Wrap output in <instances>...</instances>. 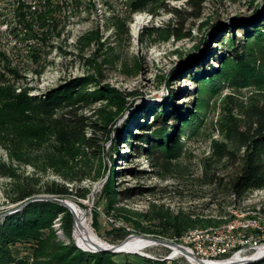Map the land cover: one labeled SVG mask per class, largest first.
Segmentation results:
<instances>
[{
	"label": "rangeland",
	"instance_id": "1",
	"mask_svg": "<svg viewBox=\"0 0 264 264\" xmlns=\"http://www.w3.org/2000/svg\"><path fill=\"white\" fill-rule=\"evenodd\" d=\"M129 1L0 0V85L7 80L15 85L17 92L24 85L33 88L31 95H42L90 76L95 81L89 91H94L96 84L110 85L129 101L115 127L98 135L100 151H96V158L90 152L89 165L86 160L81 162V172L90 177L80 183L67 182L73 189L71 195L57 196L42 191L34 196L66 198L80 206L92 228L109 245L119 244L131 235L187 245L186 234L191 230L217 232L218 228L232 224L238 228L231 237L249 236L262 242L264 189L239 197L218 186L222 176L228 178L235 172L238 164L234 163L235 158L244 150L232 158L219 160L213 156L212 146L216 141L235 148L236 144L226 136L227 128L231 125L244 131L249 114L264 110V84L242 86L226 82L218 91L203 96L201 121L193 135L182 137L183 147L177 158L152 155L147 149L152 145L154 131L162 126L152 125L153 109L165 108L169 112L190 107L193 110L191 105L198 98L195 77L201 75L196 70L202 64L208 71L219 66V56L228 55L220 38L231 34L235 40L242 41L243 27L264 13V0H195L200 3L197 8L190 5L192 0H155L148 3L149 9L141 12H132ZM172 8L182 13L175 15ZM213 14L211 26L199 30ZM137 15H143L146 24L135 35L132 24ZM209 28L212 32L207 34ZM190 32L191 36H187ZM102 109L114 112L115 106L108 107L105 100H98L86 112L100 114ZM166 118L168 126L177 125L173 115ZM139 123L140 127H135ZM145 123L151 125L149 129ZM31 126L32 123H27L20 129ZM127 128L137 136L150 135V139L125 138L122 131ZM168 133L175 131L168 127ZM44 139L28 137L35 145H20L18 131L0 128V163L7 164L22 178L39 179V185L64 183L49 165L46 154L50 148ZM15 148L20 150L22 159L14 155ZM213 175L216 183L212 181ZM11 182L0 173V213L23 202L11 201L14 195ZM228 182L229 179L224 181ZM108 189L110 196L106 193ZM85 190L88 191L85 198L76 195ZM167 209L175 214L180 211L194 214V218L200 217L211 224L190 228L180 240L172 239L158 233L161 228L158 214ZM251 223L256 225L243 226ZM63 225V215H59L51 231L47 229L44 233L52 232L66 244L77 245L73 232L71 240ZM16 248L20 256L30 252L25 244H17ZM253 252L247 250L249 255ZM141 253L164 259L173 251L165 245L152 244ZM127 255L131 258L135 253H119L116 259L122 261ZM174 259L191 264L182 255Z\"/></svg>",
	"mask_w": 264,
	"mask_h": 264
},
{
	"label": "trees",
	"instance_id": "2",
	"mask_svg": "<svg viewBox=\"0 0 264 264\" xmlns=\"http://www.w3.org/2000/svg\"><path fill=\"white\" fill-rule=\"evenodd\" d=\"M152 1L155 0H130L128 6L132 12H141L149 9L147 5ZM190 5L197 8L200 3L192 0ZM170 10L175 15L182 13L176 8ZM213 16L214 14L208 17L198 27L199 30L210 27ZM243 31L242 41L235 40L231 34L220 38L227 48L228 55L219 56L217 68L208 71L202 64L196 70V73L200 72L201 75L195 77L198 98L197 103L191 105L193 110L190 107L175 108L169 112L165 108L153 109L155 122L152 125L162 126L154 131L152 138L150 139V135H134L130 128L122 131L126 134L125 138L134 136L138 141L150 139L152 145L147 149L149 153L160 154L168 159L177 158L183 147L182 137L193 135L201 121L199 111L203 96L214 90L218 91L226 82L242 86L263 85L264 13L243 27ZM210 32L212 30L209 28L207 34ZM58 34L60 35V32ZM173 34L177 38L180 37L175 31ZM187 36H191V32ZM207 38L205 34L204 44ZM5 81L4 85H0V128L18 131L20 145L23 143L35 145L34 140H27L28 137L32 139L45 137L44 140L50 148L46 154L49 165L65 181L39 185V179L22 178L7 164L0 163V173L12 181L11 189L14 195L11 196V201L13 203L25 201L42 191L57 196L71 195L73 189L71 190L66 183H80L90 177V174L81 172V162L83 160H86L87 164L90 162V152L96 158V151H100L98 135L108 133L115 127L117 118L128 106L127 97L110 85L96 84L95 90L89 91L90 85L95 81V78L90 76L52 88L42 95H31L30 90L33 88L24 85L17 92L14 84ZM98 100H105L108 107L115 106V111L106 112L102 109L100 114L93 112L88 115L86 108ZM168 115H173L177 121L175 127L168 126L166 118ZM247 118V128L244 131L231 125L227 128L226 136L230 142L236 144L234 149L226 142L215 141L212 146L213 156L219 160L232 158L233 155H238L236 152L244 150L235 158L234 163H238L235 172L228 178L222 176L218 180V186H224L239 197L264 189V110H255ZM27 123H32L33 126L20 129L21 125ZM139 125L141 124L135 127L138 128ZM145 126L149 129L151 125L145 123ZM168 127L173 128L175 133L169 134ZM14 155H19L18 157L22 159L20 150L16 148ZM167 164L168 162L165 165ZM216 179L213 175V183H216ZM226 179H229L228 183H224ZM106 193L107 196L111 195L109 189ZM87 194L88 191L85 190L77 192L76 195L85 198ZM59 215H63L64 232L72 240L73 215L70 210L54 201H35L22 210L0 219V264H187L179 259H154L139 254L131 255V258L127 255L124 260L119 261L116 259L119 253L84 251L74 242L66 244L52 232L44 233L47 229L51 231L53 221ZM158 215L161 226L158 233L176 240H180L184 232L190 228L211 224V221H203L200 217L194 218V214L184 211L175 214L167 209L161 210ZM20 243L29 248V254L19 255L16 245ZM249 264H264V260Z\"/></svg>",
	"mask_w": 264,
	"mask_h": 264
},
{
	"label": "bare ground",
	"instance_id": "3",
	"mask_svg": "<svg viewBox=\"0 0 264 264\" xmlns=\"http://www.w3.org/2000/svg\"><path fill=\"white\" fill-rule=\"evenodd\" d=\"M146 24V19L143 15H137L134 19L133 22V33L136 35L138 34L139 30ZM135 37V36H134ZM136 38V37H135ZM70 206L72 207V209L75 212L76 215V221H75V227L73 230V236L75 239V241L84 249L87 250H92L98 246H108L109 244L107 242H105L103 239H101L98 234L96 233V231L92 228L91 224L88 222L87 219V213L83 210V208H81L80 206H77L75 203L69 201ZM256 225V223H251L248 225H243L244 227H250L251 225ZM235 227V231L237 230L238 226L236 224H232V225H227L225 226L223 229L218 228V231H215V234H223L228 232V230L231 227ZM199 232H214V230L212 229H205V230H191L189 231L186 235L187 237L190 235H194L197 234ZM185 237V236H184ZM157 245L158 243L150 240V239H146V238H142V237H137V236H133L130 239H128L124 245V249L127 252H142L147 246L149 245ZM172 249V248H171ZM175 254H182L181 251H179L178 249L174 248L173 249ZM191 250V249H190ZM264 248H261L258 253L255 256H251V257H247V258H243L241 255L236 254L235 256H233L232 258L229 259H225V260H207V264H234V262H239L242 260H253L251 263L253 262H257V261H262L264 260ZM184 257H186V259L191 262L192 264H201L200 262H198V260H195L191 257H188L185 254H182Z\"/></svg>",
	"mask_w": 264,
	"mask_h": 264
},
{
	"label": "built area",
	"instance_id": "4",
	"mask_svg": "<svg viewBox=\"0 0 264 264\" xmlns=\"http://www.w3.org/2000/svg\"><path fill=\"white\" fill-rule=\"evenodd\" d=\"M251 226L254 225L252 224ZM235 233L237 232L235 231L234 226L231 227L228 232L223 234H215V232H199L186 237L185 243L187 245L185 246L205 260H225L232 258L236 254L241 255L245 259L247 257L255 256L261 248H264V238L263 241L260 242V240H254L253 237L249 236L246 239L231 237L233 235L235 236ZM236 237H238V234ZM247 250H254V252L249 255L247 254ZM177 256H167L164 259L173 260Z\"/></svg>",
	"mask_w": 264,
	"mask_h": 264
},
{
	"label": "water",
	"instance_id": "5",
	"mask_svg": "<svg viewBox=\"0 0 264 264\" xmlns=\"http://www.w3.org/2000/svg\"><path fill=\"white\" fill-rule=\"evenodd\" d=\"M35 201H54V202H57L59 203L60 205H62L63 207L67 208L68 210H70V212L72 213L73 215V219H74V224H73V230H74V227H75V221H76V215H75V212L74 210L72 209V207L70 206L68 200L66 198H60V197H55V196H52V195H39V196H34L32 198H28L26 199L25 201L21 202V203H18L15 207H13L12 209L8 210V211H5V212H2L0 213V219H3L5 218L6 216H9V215H12L20 210H22L23 208H25L27 205L31 204L32 202H35ZM131 237H133V235L131 236H128L124 241H122L121 243L119 244H110L108 246H94L95 248L92 249V250H87V249H84L83 247H81L77 242V247L84 250V251H87V252H92V253H97V252H111V253H124V252H127L123 247L126 243V241L128 239H130ZM138 237H142V238H146V239H150L158 244H162V245H165L167 247H169L172 251H174L173 249L176 248L178 249L179 251H181L182 254H185L187 255L188 257H191L195 260H198V262H200L201 264H207V260L203 259L202 257L196 255L192 250H190L188 247H186L185 245L183 244H180V243H176L174 241H168V240H164V239H158V238H150V237H144V236H138ZM130 253H135V254H139V255H142V256H146L144 255L143 253L141 252H130ZM182 254H175L174 252L172 253L171 256H177V255H182ZM183 256V255H182ZM146 257H149V258H153V257H150V256H146ZM155 259V258H154ZM253 260H242V261H239V262H234V264H249L251 263ZM191 263V262H190ZM192 264V263H191Z\"/></svg>",
	"mask_w": 264,
	"mask_h": 264
}]
</instances>
